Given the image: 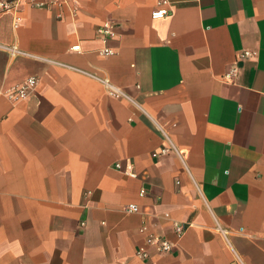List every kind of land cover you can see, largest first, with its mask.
<instances>
[{
    "label": "crops",
    "instance_id": "0c3cea01",
    "mask_svg": "<svg viewBox=\"0 0 264 264\" xmlns=\"http://www.w3.org/2000/svg\"><path fill=\"white\" fill-rule=\"evenodd\" d=\"M39 1L0 11V264H264V0Z\"/></svg>",
    "mask_w": 264,
    "mask_h": 264
},
{
    "label": "built area",
    "instance_id": "2783aa9c",
    "mask_svg": "<svg viewBox=\"0 0 264 264\" xmlns=\"http://www.w3.org/2000/svg\"><path fill=\"white\" fill-rule=\"evenodd\" d=\"M58 2H60V0H50L51 4ZM163 2L164 0H161L159 6L151 12V17L153 19H161L168 15V9L163 7L161 4ZM22 3H27L33 6H41V7L48 5L47 2L39 1V0H0V11L11 8H17ZM111 28H112L111 22H105L103 25H101L98 28V32L102 36L103 41H107L108 38L111 37L112 35ZM76 48H78V46L72 47V49H76ZM12 49H15V47L13 46ZM102 52L104 54H110L112 53V50L109 48H103ZM240 55L241 57L243 56L246 57L252 55V52L245 50ZM235 70L236 68L233 67L232 71L234 72ZM37 81L38 79L35 76H30L26 78L21 83L5 90L6 98L12 102L25 99L34 90ZM113 94L117 95V92L114 91ZM166 150H167L166 147L162 149V151H166ZM117 167H119V164H117ZM128 174L130 176H135L132 170L128 171ZM140 193L143 194L144 190L141 189ZM126 209L128 211H137L138 207L135 204H129ZM81 224H83V222ZM185 229H186V225L183 223L176 222L174 224V234L177 240L183 235ZM147 241L155 248V251L158 253H167L172 251L177 243L175 241H170L159 234H154V233L148 235ZM139 253L145 255L144 251L140 250Z\"/></svg>",
    "mask_w": 264,
    "mask_h": 264
}]
</instances>
